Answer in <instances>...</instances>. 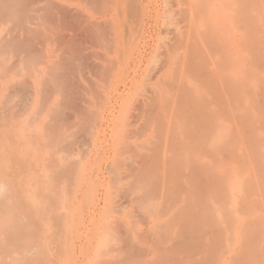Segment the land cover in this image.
Returning <instances> with one entry per match:
<instances>
[{
    "label": "rangeland",
    "instance_id": "rangeland-1",
    "mask_svg": "<svg viewBox=\"0 0 264 264\" xmlns=\"http://www.w3.org/2000/svg\"><path fill=\"white\" fill-rule=\"evenodd\" d=\"M19 1L10 0V5L8 0H0V41L9 44L0 51V62L7 70L1 67L0 74L5 72L4 75H12L17 81L46 62L41 38L52 34L58 26H64L57 12L59 6L66 5L72 15L68 27L74 24L71 31L75 32L68 33L79 38L80 53L73 55L74 62L52 59V71L72 75L67 82L71 85L68 90L66 82L52 85L61 88L62 84V92L76 91L77 85L78 92L82 89V93L86 92V88L100 95L91 103H95L94 107H90L91 104L88 107L94 114H103L105 121L97 119L99 121L93 120L87 125L76 119L83 125L75 122L78 127L66 128L67 133L82 134L78 136L79 144L82 143L79 149L90 151L88 155L80 151L82 157H76L75 161L76 167L83 165L88 170L89 182L84 179V170L77 171L75 175L79 172L83 177L79 173V176L73 175L76 180L67 187L72 189L67 190L70 200L67 198L66 203L68 200V206H76L73 221L77 220V224L81 218H88L98 204L101 212L111 209L109 204L112 205L115 213L104 212L110 219L119 214L122 217L130 203L135 206L128 228L130 237L109 236L99 248L100 239L97 242V239L66 232L70 227L65 224L68 218V221L52 218L50 224L53 228L56 226L53 231L41 237L22 238L26 244L31 240L29 247L22 243L24 249L27 248L25 253L33 245L36 252L38 248L43 250L34 253L31 249V256L35 255L32 258L29 255L31 259L25 263L26 257H21L24 251L20 252L22 247L16 252L17 258L7 256L10 249L16 250L23 242L21 238L15 239L16 248L11 247L9 242H13L9 238L3 244L7 252L3 246L0 248L6 252L5 255L0 250V261L4 256L5 263L9 257L7 260H12L13 264L18 259L21 264H264V0H106V3L105 0H90L91 3L89 0H36L27 9L17 5ZM91 23L97 25V29ZM117 40L120 47L115 49ZM82 41L87 42L82 43L87 48L80 44ZM82 81L85 83L81 84ZM98 82L102 83L98 85ZM21 98L24 100L22 96L14 98L12 106L19 104ZM124 104L126 110L123 111ZM62 110V114L70 113L74 118L73 112ZM24 118L27 124L33 120L29 115ZM5 124L7 119L0 117V126ZM116 129L121 132L117 133ZM136 130L139 135L133 141ZM129 131V136H134L130 139ZM114 132L118 134L116 146ZM119 135H123L120 140ZM3 140L0 138V143ZM15 143L14 139L10 143L14 158L5 154L6 159L15 162L17 158L20 163H30L24 154L21 158L15 151L18 148ZM55 143H50L46 152L60 151L57 148L61 142ZM52 144L56 146L53 148ZM112 154L121 161L132 157L142 166L133 163L137 169L133 176L134 167L129 168L133 174L123 161L118 167L120 163L113 162ZM81 161H84L82 165ZM110 165H115L114 175ZM58 176L57 173L54 177L56 181L51 177L44 182L47 186L42 187L41 192L46 191V194L41 195L48 194L50 183L57 184L62 175ZM77 180L82 182L80 188V184L75 183ZM58 185L61 184L55 185L57 188L50 194H57ZM61 188L64 190L63 186ZM105 190L108 194H104ZM22 191L19 196H25ZM73 191L79 195L77 202L71 196ZM18 195L16 198L24 199ZM133 195L137 196L136 204ZM104 203L108 206L106 209L102 207L106 206ZM155 211L161 214L158 225H149L144 232L150 233L142 241L136 235L137 229L144 227L148 215ZM36 226L41 227L42 223L37 222ZM91 242L90 248L73 250L74 244ZM126 247H129L127 251Z\"/></svg>",
    "mask_w": 264,
    "mask_h": 264
},
{
    "label": "bare ground",
    "instance_id": "bare-ground-1",
    "mask_svg": "<svg viewBox=\"0 0 264 264\" xmlns=\"http://www.w3.org/2000/svg\"><path fill=\"white\" fill-rule=\"evenodd\" d=\"M5 1L7 2V0H5ZM8 1L10 2V0H8ZM17 1H19V0H17ZM65 1H68V0H65ZM94 1H97L98 2V1H103V0H93V2ZM89 2H90V0H89ZM34 3H36V0H33L31 2L28 1V0H20L16 4L19 5V6H21L22 9H25V8L27 9L28 6H30L31 4L34 5ZM104 3H106V0H105ZM114 3H115V1H114ZM101 4H102V2H101ZM8 5H7V7H9ZM10 5H11V2H10ZM89 7H91V6H89ZM70 9L71 8L69 6H66V5H62L61 7L59 6V11L57 12V14H59L60 17L58 19L62 23L65 22L64 23V26L65 25L66 26L65 27L62 26V25L61 26H58V28H56L55 31H52V34H48V35L43 36L41 38V41L40 42L42 44L40 43V45L43 46L42 47L43 48L42 49V53L45 54V56H46V62H41L42 63V64H40L41 66H38L37 68H34L32 70L33 72L32 71L31 72H28V75L27 76L21 74L22 76L19 79H17V81H16V78L14 76H12V75H9V74L8 75L7 74L4 75L5 72L3 74L2 73L0 74V117H5L7 119V124H5L4 126H0V138L4 139L0 143V248L3 246V250L5 249V251L7 250V248H6V245L4 246L3 244L7 243V240L9 238H10L9 241H12L13 242V243H10L9 242L10 246L12 247V245H14L15 248H16L17 242L14 244L15 239L20 240V238L21 239L22 238H25V236H28V235L29 236L31 235L32 237L33 236H39V237H41L40 235L47 234V233L53 231L56 226L53 228L52 224H50V221L52 220V218L53 219L54 218L56 219V218L59 217L58 219L65 218L64 220H67L68 221V219H69V221H70L73 218V214L76 213V210H75V207L76 206H74V204H71L72 203L71 201L69 203V205L71 204V206H68L67 205L68 204V200H67V203H66V199L70 196V194L67 192V190H68L67 187L71 186V184L69 185V183L71 181H75L76 180V177L74 178L73 175H75L77 171H80L81 172V171L84 170V176H86V177H84V179L86 178L85 180H88V182H89V178H87V175H88L87 173H89V172H87L88 170L87 169H84V166L82 165L84 161L83 162L81 161L82 163L81 162L79 163V164L82 165V168H79L78 166L76 167V164H78V163H75L76 157L77 158L80 157V159L82 157V154H80V151L82 149H79V145L80 144L82 145V143L79 144V139H78L79 138L78 136L79 135H82V134L79 133V135H77V132L75 130H74V132H76V133H73L72 132V134H70L68 132L69 133L68 134L67 133V129H68V127H69V130L72 127L73 128H76L78 126H76L75 124H79L81 122H83V124L86 123L88 125V122L93 121V120H97V119H100V121L101 120L102 121H105V120H103L105 118H103V116H101L103 114H101V115H100V113L99 114H96V113L94 114L90 110L91 108L88 107V105H90L91 103H93L95 101V99L97 100L100 95H98L97 92L94 93L95 92L94 90L93 91H87L89 89H86V88L84 89V90H86V92H83L82 93V90L83 89L80 90V92H78L77 91L78 90L77 89L78 88L77 85H76V87H77L76 88V91L74 90L75 89V86H74V88L72 87L74 91L67 92V90L69 88V85H70L67 82H69L71 80L72 75L71 74L61 73L60 70L58 71L60 73H58L57 70L52 71L54 69L51 68V66H53V64L51 65V61L55 57L56 58H60V59L61 58H64L66 60H69V59L72 60L71 58L72 57H75L73 55L77 54V52L79 51L78 50V44H77V42H78L77 39L79 40V38H76L71 33H68V31L74 30V29H72L74 24L73 25L71 24L72 26H69L70 28L68 27V23L70 21L69 18H70V16H72V15H70L71 14V10ZM107 9L110 10V7L107 8ZM118 10H119V7H118ZM76 19H77V17H76ZM83 19H85V18H83ZM91 24H92V26H94L93 23H91ZM96 24L97 23H95V25ZM100 24L102 25L101 22H100ZM99 25H98V28L101 27ZM96 26H94V27L97 29ZM89 28L90 27L88 26V29ZM99 29H101V28H99ZM83 30H84V28H83ZM71 32L75 33L74 31H71ZM85 32H86V30H85ZM82 34H84V33H82ZM36 36H38V35H36ZM76 36H78V34ZM107 37L108 36H106V39H108ZM111 39H112V37H111ZM82 43H87V42H83V41L80 42V44H82ZM19 44H20V42H19ZM24 44H25V42H24ZM80 44H79V47H80ZM118 44H119V42L117 40L115 49H117L118 47H120L119 46L120 44L119 45ZM6 45H7L6 43H2V45L0 44V46L2 47V50H4L3 48L6 47ZM13 45H14V43H13ZM82 45H83V47H86V46H84V44H82ZM96 45H97V42H96ZM27 46H29V45H27ZM13 47L16 48L17 45H15ZM86 48H82V50L84 51ZM79 49L81 50V48H79ZM88 49H90V48H88ZM83 51H81V54L80 55L83 54ZM20 52H18V54ZM26 52L28 53V50H26ZM115 52H117V51H115ZM57 53L59 55L58 56H55L54 54H57ZM79 53L80 52H78V54ZM110 53H112V52H110ZM97 58H98V56H97ZM60 59H58V60H60ZM76 59H78V58H76ZM31 60L33 61V59H31ZM75 61L76 62H79V60H75ZM80 61H81V58H80ZM20 62L21 63L24 62V59H22ZM55 62H53V63H55ZM38 63H39V61H38ZM69 66H70V64H69ZM1 67H3V68H1ZM0 68L2 70H4V71L6 70V66H3L2 63L0 64ZM71 68H73V67H71ZM56 69H58V68H56ZM61 70L63 71V69H61ZM12 71L13 70H11V72ZM89 72H90V70H89ZM79 73H80V71H79ZM14 74H17V72H15ZM100 75H102V71H101V74ZM96 76H99V75H96ZM83 81L81 82V84L83 83ZM90 81L91 80H88L89 83H90ZM61 82H66V84H68L67 85L66 92H62V90H63L62 84H61V88L62 89L60 88V85L54 87L55 84L61 83ZM72 82H71V84H72ZM99 82H100V79H99ZM101 83H99L98 85H100ZM52 84H54V85H52ZM50 85H51V87L53 86L56 89H54V88L53 89H50L51 88ZM79 85H80V83H79ZM93 85L95 86V84H93ZM47 86H49L50 88H48ZM57 88H58V90H57ZM90 89H93V88H90ZM70 90H72L71 87H70ZM18 96L24 97V100L21 98L20 99L21 101H20L19 104L12 106V103L14 101V98L15 99L16 98L18 99ZM103 99H104V97H103ZM109 99H108V101H109ZM122 104H123V102H122ZM92 105L93 104H91L90 107H92ZM94 105H95V103H94ZM94 105H93V107H94ZM119 106H120V104H119ZM122 106H120V107H122ZM125 106L126 105L124 104V108H122L123 111L126 110L125 109L126 108ZM62 109H65V110H68V111L73 112L75 114L74 115V118L70 115V113H68V114H62L61 113L63 111ZM123 111L122 112H119L120 118H121V116L123 114ZM65 112H67V111H65ZM27 115L32 116V118H33L32 122L31 123H28V124L27 123H24V121L26 119L24 117H26ZM109 115H110V113H109ZM101 117H102V119H101ZM113 117H114V114H113ZM120 118H117V119H119L118 122L120 121ZM76 119H79V121H81V122L78 123L77 122L78 120H76ZM97 121H99V120H97ZM75 122H77V123H75ZM72 123H73V126H71ZM83 124L81 123L79 125H83ZM134 125L136 126V124H134ZM96 126H97V124H96ZM137 126H138V124H137ZM81 127H83V126H81ZM134 128H137V127H134ZM71 130H73V129H71ZM132 131H133V129H132ZM116 132L117 133H120L121 131L119 129H116ZM117 133L114 132V134H116V136L114 135L115 136L114 142H115V139L117 141V138H116L117 135H118ZM134 133L132 132V134H134V136H135V137L132 136L134 138H132V137L129 136L130 135V131H129V134L127 136H128L129 139L132 138L133 141H136L135 138H136V135L137 136L139 135V132H138V134H136L137 133V130H136ZM121 137H123V135H119L118 136V140L122 139ZM13 139L16 141L17 146H18V148H15V151L20 154L19 156L21 158H22V154H24V156L27 159H29L28 161H30V163H25V164L24 163H20L17 158H16V161L15 162L10 161V160L8 161L6 159L5 154H10V157L11 158H14L13 156L15 155V153L12 154V151H14L13 150L14 148H13V145L10 144ZM55 141H56L55 144H57V141H59V143L61 142L60 143L61 145L59 146V148H57V149H59V150L61 149V150L60 151H56L57 150L56 149L55 150L56 151V154L54 153V150H52V152H49V153H53V155H51V154H49L46 151H47V149H49L48 148V145L50 143H52V142H55ZM80 141H82V140H80ZM62 142L65 143V145L64 144L62 145ZM82 142H85V141H82ZM117 142L114 143L115 146H116V143ZM132 143L134 144V142H132ZM53 145L54 144H52V146ZM55 146H53V148ZM133 148H135V147H133ZM83 150H84V152L81 151L83 154L86 153L88 155V152H90L88 150H85V148ZM91 153H92V151H91ZM104 156H105V154H104ZM112 156L114 157L115 155L112 154ZM20 157H18V158L20 159ZM90 159H92V158H90ZM113 159L117 160L116 157H114ZM121 159H123V158H121ZM115 160L113 161L114 163H117L118 161H119L118 163H120V162L123 161L124 165L127 163L128 166H126V167H128V171H129V168L134 167L135 164H136L137 167L142 166L140 164L141 163L140 161H139L140 163L138 161H135L134 162L133 159H132V157L131 158H128L127 161H126V159L125 160H122V161L120 159H118L117 161H115ZM118 163L116 165H118ZM128 163L129 164L135 163V164H133L132 166L130 165V167H129V164ZM85 165L87 166V164H85ZM86 166H85V168H86ZM119 166L121 167V163H120V165H118V167ZM90 167L92 168L91 165L89 166V168ZM103 167H104V165H103ZM109 167H111L110 168V172L113 173L115 171V168H114L115 165L113 167L110 165ZM109 167H108V170H109ZM123 168H125V166ZM133 169H134V172H133L134 174L132 173V171H129V172H131V174H133V176H135V173H137L135 171L137 169L135 167ZM140 170H141V167H140ZM57 173L59 174L58 177H60L62 175L60 177L62 179L59 178V181L57 180L58 182H60V180H61L60 183L57 182V184H61L60 186L58 185L60 187V190L57 191V194H55V193L50 194L51 192L54 191L55 188H57L56 187L57 184H55V183L54 184H51L50 183L52 186H54V188H53L48 182H46V184H49V189H47L48 194L44 196L43 194L44 193L46 194V191L45 192H41L42 187L47 186V185H45L44 182L48 178H51V177L56 181L55 175H57ZM78 173H77V175H78ZM115 173L116 172H114L113 175ZM52 175H54L55 178ZM77 175H75V176H77ZM80 176H82V175L80 174ZM128 177H129V175H128ZM79 178L81 179V181H84L83 178L78 177V179ZM55 181H53V182H55ZM78 181H80V180H77L75 182L76 185L79 183ZM40 183H42L43 185L40 186ZM79 184H80V186L78 188H80L82 186V182H80ZM62 186H63L64 190H65V188H67L65 190V193H67L68 196H67V194L62 193V191H64L61 188ZM89 186L90 185H88V188H90ZM84 187H83V189H84ZM86 187H87V184H86ZM141 187H143V185L140 186V188ZM46 188H48V187H46ZM97 188H99V187H97ZM39 189H40V192H39V194H37L38 191H39ZM71 189L68 190V191H71ZM104 189H106V188H104ZM19 191L20 192L22 191V193L25 194V196H21L20 195L21 197H24V199H20L18 197L16 198V196L18 195ZM42 191H44V189ZM75 191L72 192L73 195L76 193ZM81 192L79 191V193H81ZM96 192L99 193L98 191H96ZM96 192H95V194H96ZM105 192H106V190H105ZM41 193H43L42 194L43 196L41 195ZM72 194H71V196L74 198L73 201L74 202H77V200L80 199L79 198V195H76L75 194V196H73ZM104 194H108V193L106 192ZM83 195H84V193H83ZM133 196H136V195H133ZM72 197H70V198H72ZM136 198H137V196L133 199V202L134 201L137 202L136 201L137 200ZM103 201L106 202L107 200L105 199ZM139 201H141V200H139ZM104 204L106 205V203H104ZM107 205H108V202H107ZM107 205L106 206H102V207H105V209H106L110 205L111 207L109 206V208H111V209H109V210L106 209L108 211V213H109L112 210V205L111 204H109L108 206ZM98 206H99V204L97 206H95L97 208H95L94 210H92L93 212L91 211L92 213L89 214V217L88 218H83L82 219L80 217L81 220L79 218L80 221H78L79 223H77V224H76L77 220H74L73 221V219L70 222L71 224L68 223L69 221L68 222L65 221L67 223L63 222L66 225L70 226L69 229L66 232H68L70 234L73 233L74 235L77 234L78 236L80 235L79 237L86 236L89 239H94V240L97 239L98 240L97 242H99V239H100V241H101L99 243L100 245L99 244H97L98 246L96 245L99 248H101L100 246H102L101 243L104 242V241H106V239H108L109 236H112V235L115 236V235H117V236H120L121 237V236H124V235H129L130 231H129L128 228H129V224H130L131 218L133 217L132 214L134 213L133 212V208H134L135 205H133L132 203H130V206H128L127 208H124V210H123V214L124 215L122 217H120V214H119V216H117V217H111V219H110V216H109V218H108V215L105 216V213L104 212H106V210L103 212L104 209L103 210L101 209L102 212H103L102 213L101 211L98 210ZM72 208H74L75 212H73L74 210H72ZM115 209L117 210V207H115ZM113 211L114 210H112L111 213H113ZM117 212H119V211H117ZM120 212H121V210H120ZM157 212L158 211H155V213L152 212L151 214L148 215L149 218L147 219V221H145L146 224H145L144 227H142V228H140L141 226L138 227L139 229H137L136 235L139 236L142 239V241H145L147 239L146 238L147 235L150 233V232L149 233H145L148 230L147 227L149 225H151V224H154L155 225L156 223L158 225V219H159V217L161 218V214L160 213H157ZM114 213H115V211H114ZM159 214H160V216H159ZM59 221L60 220H58V222ZM160 221H162V220H160ZM37 222H38V224L39 223H42V226L41 227L36 226V223ZM112 223H113L114 226L111 225ZM26 224H28V225H26ZM33 224L35 225V227H34ZM65 224L63 226V229H65L64 227H67V226H65ZM154 229H155V226H154ZM68 233H66V234H68ZM39 237H37V238H39ZM44 237H46V235ZM44 237L39 238V239H43ZM129 237H130V235H129ZM11 239H14V240H11ZM29 239L30 238H28V240ZM126 239H129V238H126ZM24 241H26V240L24 239L23 242H21V245H19V244L17 245L18 248H16V250H18V251H16L14 249V247L12 249H10V251H11L10 253H8L6 251L7 252V256H10V255L13 256L14 255L16 257V255H18V254H16V252L18 253L19 252V248L22 247L23 250H21L22 249L21 248L20 249V252L21 251H24V252H22V254L24 253V254H26L28 256H25V255L23 256L21 253L20 254H21V257H23L24 259L26 257V259H25L24 262L27 263V261H29L27 259H31L35 255V254H33V256H31L32 255L31 249L33 251L36 246H34V245L31 246L30 245L31 246L30 247L31 249L29 248L30 251H28L27 253H25V251H26L25 249H27V248L24 249V246L26 245L25 247H27V246L29 247V245H27V244H29L31 242V240H29L30 242L28 241L29 243L27 242V244L24 243ZM22 243H24L25 245L24 244L22 245ZM31 244H33V243H31ZM83 245H76V244H74L73 245V250L76 251V250H84L86 248H90V247H92V242L89 243V244H86V245H89V246H86V245L83 246ZM131 245H134L133 247L136 248V245L135 244L132 243ZM68 246H67V248H68ZM173 248L174 247H172V251H175L176 252L177 249L174 250ZM13 249L15 251L12 252ZM38 249L41 250L42 248H38ZM125 249L127 251L129 249V247H126ZM36 250H37V248H36ZM40 250H37V252L40 251ZM73 250L71 249V251H73ZM5 251H2L1 250V252H3L4 254L6 253ZM44 251H46V250H44ZM131 251H133L132 246H131ZM37 252L35 251L34 253H37ZM123 252H125V250ZM182 253H183V251H182ZM29 255L31 256V258H29ZM3 258H4V256H3ZM3 258L1 257L3 263H2V261H0L1 262L0 264H7V263L13 264V263H10V262H12V260H10V261L7 260V259H10L9 257L6 259V261H8L6 263H5V260ZM18 262H20L19 259H18ZM18 262L16 264H19ZM21 262H20V264H21Z\"/></svg>",
    "mask_w": 264,
    "mask_h": 264
},
{
    "label": "crops",
    "instance_id": "crops-1",
    "mask_svg": "<svg viewBox=\"0 0 264 264\" xmlns=\"http://www.w3.org/2000/svg\"><path fill=\"white\" fill-rule=\"evenodd\" d=\"M1 1H5V0H1ZM2 43H6V42H2V41H0V44H1V45H2ZM6 44H7L6 47H8L9 44H8V43H6ZM6 47H4L3 49H6ZM0 51H3L1 46H0ZM0 54H1V53H0Z\"/></svg>",
    "mask_w": 264,
    "mask_h": 264
}]
</instances>
